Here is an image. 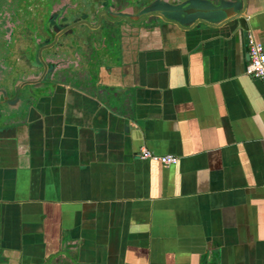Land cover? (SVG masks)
I'll use <instances>...</instances> for the list:
<instances>
[{
  "label": "crops",
  "instance_id": "obj_1",
  "mask_svg": "<svg viewBox=\"0 0 264 264\" xmlns=\"http://www.w3.org/2000/svg\"><path fill=\"white\" fill-rule=\"evenodd\" d=\"M75 1L88 15L0 0V19L243 0ZM244 1L247 30L102 15L103 46L74 29L63 66L0 104V264H264V82L245 70L248 35L264 47V0Z\"/></svg>",
  "mask_w": 264,
  "mask_h": 264
},
{
  "label": "rangeland",
  "instance_id": "obj_2",
  "mask_svg": "<svg viewBox=\"0 0 264 264\" xmlns=\"http://www.w3.org/2000/svg\"><path fill=\"white\" fill-rule=\"evenodd\" d=\"M13 1V0H12ZM23 3L29 0H22ZM130 3V2H129ZM10 5V4H9ZM13 5V4H12ZM10 5V6H12ZM88 4L85 3L82 7L78 6L77 2H73V0H70L69 3L63 4V6L60 9L59 16L63 13H67V17H70L71 15H79L83 14L84 16L88 15ZM91 5V4H89ZM128 5V4H124ZM18 6V4H17ZM14 7V6H13ZM13 7L5 8V17H1L0 19V92H13L20 82L25 78H35L36 75H38L40 67L38 66V62L34 58V53L29 51L22 52L25 47L31 45V43H36L31 39H35L34 32L35 29L37 30L38 27L34 25L36 23V20L31 19L32 23L30 24H24V21L19 20V18L10 17L12 14V10L14 11ZM42 8V9H40ZM38 11L44 12V7H40ZM9 13V14H8ZM98 16V14H97ZM43 21H45L43 19ZM89 28V26H87ZM46 28V27H45ZM80 28V26H79ZM78 28V29H79ZM39 29V28H38ZM85 29V27L81 28ZM41 34H39V38L43 37V32L40 31ZM84 34L88 33V29H85L82 31ZM95 33L94 31H90L89 33ZM107 34L104 31V28L100 31L98 30V34L91 35L92 38H96L94 43V48L99 47V44L102 46L104 45L105 40L102 39L99 43L98 39L99 37L106 38ZM93 43V42H92ZM21 52L24 55H21ZM29 55V56H25ZM32 55V56H30ZM39 62L41 61L38 55ZM79 65L81 66L83 63V59L80 61L78 60ZM83 66V65H82ZM0 113H1V107H0Z\"/></svg>",
  "mask_w": 264,
  "mask_h": 264
},
{
  "label": "water",
  "instance_id": "obj_3",
  "mask_svg": "<svg viewBox=\"0 0 264 264\" xmlns=\"http://www.w3.org/2000/svg\"><path fill=\"white\" fill-rule=\"evenodd\" d=\"M103 14L108 20L111 21H125L130 24H138L149 16H157L163 20L170 21L176 25L186 28L187 26L181 24L180 21L174 18V15H182L185 18H193L194 22L198 23H214L217 25L228 26L230 30H235L240 28L241 30L248 29L247 16L245 14V1H242V6H238V2H227L220 4L215 7H205V6H188L185 8H176V9H149L144 13H119L111 10L108 7L99 14L98 18ZM191 25V24H188ZM68 26L67 28H70ZM65 28V29H67ZM64 29V30H65ZM64 30L58 32L54 40L57 39L58 35L61 34ZM40 62L43 67L41 76L37 79H25L23 80L18 87L13 92H0V104L3 102L14 100L22 96L26 92V88L33 86L35 84L41 83L42 78L46 74L50 67L46 61L39 54ZM25 90V91H24ZM30 90V89H29ZM32 91V90H30ZM31 93V92H30ZM29 93V94H30Z\"/></svg>",
  "mask_w": 264,
  "mask_h": 264
},
{
  "label": "flooded vegetation",
  "instance_id": "obj_4",
  "mask_svg": "<svg viewBox=\"0 0 264 264\" xmlns=\"http://www.w3.org/2000/svg\"><path fill=\"white\" fill-rule=\"evenodd\" d=\"M104 9L105 8L100 9V10H97L95 12V14H96V21H93V22H90V23L88 21L82 20V19L74 20L71 23H69V21L67 22L65 20L61 21L60 23H57L56 22L57 20H54L52 22H49L50 19L48 18L47 20H45L46 22L41 21V22H38L37 24H34L39 29L38 28H37V30L35 29V32L33 33L34 36H35L34 37L35 39H31V40H33L36 43L34 44V43H31L30 42L31 45L25 47V49L22 50V52L29 51V50H31V52L33 51L32 53H34V54H32V55H34V58L39 63L38 64V66L40 67L39 73H38V75H36L35 78H32V79L39 78L41 76L42 71H43L42 64H41V62H39V60L37 58L39 54H41V57L46 61V63L50 67V70H48L46 72V74L44 75V77L41 80V83H43V82L48 81L49 78H51V76H52V74L54 73L55 70H57L58 68H60L61 66H63V62L65 61V57H64L63 51H64V49L67 48L66 45H68V43H72L71 41H69V39H66L67 38L66 36H68V35H73V36L76 35L75 34L76 32L73 33V30L76 29V28H79V26H80V28L82 26L84 27V25L89 26L90 29L87 28L89 32L92 31L91 29H93V27H96V26H99L100 25L101 16L103 14H101V16L99 18H98V16H99V14ZM155 9H158V8H155ZM146 11L147 10H144V11H141L140 13H144ZM117 12H119V13H125V12H120V11H117ZM137 13H139V12H137ZM97 14H98V16H97ZM152 17H157V16H152ZM97 19H98V21H97ZM117 22H119L121 24H124L123 27H125V26L134 27V26L140 25V23L142 21L140 23H138V24H130V23L125 22L123 20L117 21ZM68 26H71V27L70 28H67ZM65 28H67V29H65ZM62 30H64V31L61 32V34L58 35V37H57L56 40H54L55 35L58 32L62 31ZM40 31L43 32L42 33L43 34V37H40L39 38L38 35L41 34ZM96 32L97 33H95V34H98V31L97 30H96ZM64 39H66V40H64ZM69 46L71 47L70 44H69ZM22 52H21V55H24ZM32 55H30V56H32ZM25 56H29V55H26L25 54ZM25 79H31V78H25ZM25 79H23V80H25ZM36 85L37 84H35L33 86H36Z\"/></svg>",
  "mask_w": 264,
  "mask_h": 264
},
{
  "label": "built area",
  "instance_id": "obj_5",
  "mask_svg": "<svg viewBox=\"0 0 264 264\" xmlns=\"http://www.w3.org/2000/svg\"><path fill=\"white\" fill-rule=\"evenodd\" d=\"M249 59L246 64V73L260 79L264 82V47L263 44L254 38L253 35H248L247 40ZM139 156L143 159H150L161 163L162 165H171L177 162V157L172 154L159 155L147 148H141Z\"/></svg>",
  "mask_w": 264,
  "mask_h": 264
}]
</instances>
